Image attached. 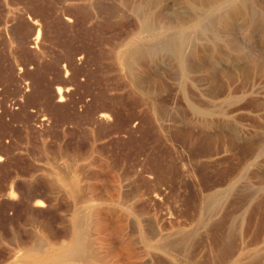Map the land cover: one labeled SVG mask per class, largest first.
Wrapping results in <instances>:
<instances>
[{
  "label": "rangeland",
  "instance_id": "1",
  "mask_svg": "<svg viewBox=\"0 0 264 264\" xmlns=\"http://www.w3.org/2000/svg\"><path fill=\"white\" fill-rule=\"evenodd\" d=\"M77 215L91 264H264V0H0V264Z\"/></svg>",
  "mask_w": 264,
  "mask_h": 264
},
{
  "label": "bare ground",
  "instance_id": "2",
  "mask_svg": "<svg viewBox=\"0 0 264 264\" xmlns=\"http://www.w3.org/2000/svg\"><path fill=\"white\" fill-rule=\"evenodd\" d=\"M148 30H149V28H148ZM39 35H40V32L38 30V34H37V36H35L36 37V39H35L36 41L38 40ZM58 94L60 96L59 101L60 102L63 101L64 97H63V93H62V89L61 88L58 89ZM106 117L107 116L104 115V114L101 115V118H106ZM66 181H69V180H66ZM72 184H70V185H72ZM71 189H72L73 193L76 192V187L75 186H72ZM44 205L45 204L42 201L37 202L36 204H34L35 207L36 206L37 207H43ZM83 217L84 216H82V215H77V216L74 217L76 222H77V224H76V234L70 235V234H68L66 232H63V231H62L63 233L62 232L60 233L59 231H55L48 237V242L45 243L46 245H44V247L41 246V247L37 248L32 243V241L30 239L29 240L28 239L27 240L19 239L17 247L20 248L21 253L19 255H17V257L15 258V260L12 263H8V264H58L59 262H63L65 260H67V259L68 260H73V259H77L78 257L87 258L89 264H91L92 260H93V256H91L90 253H88L87 247L84 245L85 244L84 243V240H85L84 235L86 233L85 234L83 233V228H84L83 227L84 226ZM98 219L100 221L99 217H98ZM103 219H101L100 223L103 224V226H105V225L108 226L106 224V221L103 220ZM87 234H89V233H87ZM86 237H87V235H86ZM47 252H54V254L50 258H38L37 256H34L35 253H47ZM19 257L20 258H24L25 257V258L28 259V261H24V262L19 261L18 260ZM82 261H83V259H82Z\"/></svg>",
  "mask_w": 264,
  "mask_h": 264
}]
</instances>
